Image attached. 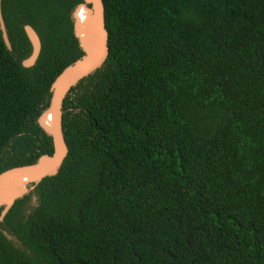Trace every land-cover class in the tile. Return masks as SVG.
<instances>
[{"label": "trees", "instance_id": "trees-1", "mask_svg": "<svg viewBox=\"0 0 264 264\" xmlns=\"http://www.w3.org/2000/svg\"><path fill=\"white\" fill-rule=\"evenodd\" d=\"M102 1L108 55L66 94L67 155L0 222V264H264V0ZM80 2L1 0L0 172L52 153L37 118L82 55Z\"/></svg>", "mask_w": 264, "mask_h": 264}, {"label": "water", "instance_id": "water-1", "mask_svg": "<svg viewBox=\"0 0 264 264\" xmlns=\"http://www.w3.org/2000/svg\"><path fill=\"white\" fill-rule=\"evenodd\" d=\"M79 11L84 14V23L78 17ZM71 20L73 34L82 55L64 67L51 82L48 105L37 118L38 126L51 138L52 153L39 156L34 163L14 166L0 172V206L2 207L0 222L16 199L31 190L44 177L53 176L58 172L68 152L61 125L63 100L71 87L100 69L108 55V32L105 27L102 0H82L74 7ZM23 30L30 43L31 51L21 64L23 67H31L40 53L41 41L31 25L25 24ZM0 33L5 47L11 50L1 14V0ZM27 184L32 185L27 188ZM3 233L10 238L5 231Z\"/></svg>", "mask_w": 264, "mask_h": 264}, {"label": "bare ground", "instance_id": "bare-ground-1", "mask_svg": "<svg viewBox=\"0 0 264 264\" xmlns=\"http://www.w3.org/2000/svg\"><path fill=\"white\" fill-rule=\"evenodd\" d=\"M80 12V11H79ZM80 14L78 13V17H79V19H81V17L79 16Z\"/></svg>", "mask_w": 264, "mask_h": 264}, {"label": "flooded vegetation", "instance_id": "flooded-vegetation-1", "mask_svg": "<svg viewBox=\"0 0 264 264\" xmlns=\"http://www.w3.org/2000/svg\"><path fill=\"white\" fill-rule=\"evenodd\" d=\"M33 201H34V200L32 199V196H31V202L33 203Z\"/></svg>", "mask_w": 264, "mask_h": 264}]
</instances>
